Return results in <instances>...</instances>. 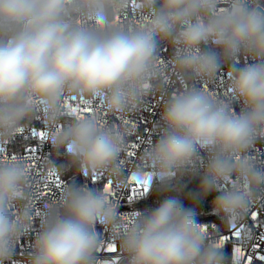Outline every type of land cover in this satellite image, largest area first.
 Instances as JSON below:
<instances>
[{
    "label": "clouds",
    "instance_id": "obj_1",
    "mask_svg": "<svg viewBox=\"0 0 264 264\" xmlns=\"http://www.w3.org/2000/svg\"><path fill=\"white\" fill-rule=\"evenodd\" d=\"M133 3L146 22L113 24ZM161 46L173 50L164 67ZM222 71L226 91L211 97L203 86ZM173 75L203 86L167 94ZM150 93L164 95L159 135L135 172L177 192L185 176H199L190 199L219 191L211 214L230 231L264 203V168L249 158L264 142V0H0V144L39 117L59 126L48 145L55 154L64 150L65 170L106 175L122 194L127 178L116 165L130 130L100 128L94 117L61 124L62 105L71 97L102 100L106 114L123 116ZM30 192L22 164L0 165V264H100L97 225L119 232L120 264H229L214 246L216 234L201 232L195 207L178 196L138 212L121 230L117 204L103 190L72 185L40 218L26 259L14 260L31 226Z\"/></svg>",
    "mask_w": 264,
    "mask_h": 264
},
{
    "label": "snow or ice",
    "instance_id": "obj_2",
    "mask_svg": "<svg viewBox=\"0 0 264 264\" xmlns=\"http://www.w3.org/2000/svg\"><path fill=\"white\" fill-rule=\"evenodd\" d=\"M131 7L132 10L135 11L137 6L133 3ZM220 10L222 11L223 9L221 8ZM144 22H146L145 17L129 19L127 13H125L123 19L121 16H117L113 21V24L141 26ZM164 51H166V49H164ZM165 65V60L162 57H159L158 67H164ZM181 83H184L183 79L181 80ZM216 83L217 89L223 86L224 76L222 73L218 75ZM187 88L188 85L184 84V89ZM203 90L211 97L216 98L220 96L218 90H210L208 85H204ZM163 99L164 96L161 95L160 100L162 101ZM62 108L64 116L73 119L94 117L98 127L103 128L108 125V121L101 114L103 108L102 100H99L98 103H94L93 101H85L83 99L77 100L76 97H71L63 102ZM37 119H39V117H37ZM141 122L147 123V121L142 120L121 118L120 125L116 126L120 127L122 125L124 128L129 129L130 132L136 133ZM58 130L59 126L51 130L38 129L37 127H31L27 130L24 127L18 128L15 134L23 137L25 142L23 145V155H19L17 152H11L7 148V143L0 144V165L9 162L22 164L24 166L25 175L30 182L32 216L31 226L27 232L32 228L35 219H40L45 211L50 210L56 205V191L54 190L60 191L64 187V183L56 168L51 166L48 158L42 156L40 152L41 147L49 137L55 135ZM143 142L144 141L137 136L135 142L127 144L126 159L117 162V169L121 171L126 163H128L131 158L135 157L139 144ZM249 158L256 159L255 156L251 155ZM258 163L264 168V159L259 160ZM42 164L50 166L46 175L39 171ZM85 175L87 176V173H85ZM90 179L93 182L103 181V174H93ZM152 180L153 177L151 173L146 172L138 174L137 172L132 171L126 180V188L130 189V195L128 197L129 203L146 195L152 184ZM103 191L106 197L110 200L116 203L119 201L121 194L114 191V185L111 180L104 182ZM136 215L137 213L132 215H122L120 217L121 230H126L128 225L133 222ZM249 221H251V223L245 222L239 225L232 224L229 234L220 235L214 242L215 247L222 248L227 241H235L233 245V264H254V261L264 262V249H261V245L264 244V203H261L257 210L249 213ZM198 227L201 232L208 233L206 227ZM254 229H260L259 235H255ZM118 235L119 232L113 233L111 239L107 243L102 240L99 251L102 250L105 254H108L110 258L100 261V264H119V257L111 255L117 253L115 240ZM253 239L256 242L251 243V246L249 247V243Z\"/></svg>",
    "mask_w": 264,
    "mask_h": 264
},
{
    "label": "built area",
    "instance_id": "obj_3",
    "mask_svg": "<svg viewBox=\"0 0 264 264\" xmlns=\"http://www.w3.org/2000/svg\"><path fill=\"white\" fill-rule=\"evenodd\" d=\"M126 13H127V16L129 19H133V18L138 19L140 17L136 11L132 10L131 5L129 6V10ZM123 16L124 15L121 16L122 19H123ZM164 49H166V51H164ZM172 54H173V50L171 48H164L163 46H161L160 57H162L165 60L166 65L168 64V60L172 56ZM245 60H246V58L241 57V61L238 64H240L242 66ZM168 72H170V68L166 69V73H168ZM221 73L224 76V83H223L222 87H219L217 89V83H216L217 79L208 84V87L210 90H218L219 91L220 97L223 96L224 92L226 91V87H227V85H226L227 76L223 71ZM184 84H187L189 88L193 87L194 85L197 87L203 86L201 83L196 82V81H192L190 79H185L184 83L182 84L181 80L173 75V76H170V79L168 81L166 93L171 94L173 91H176V90H184ZM161 95H163V94L150 93L147 97L146 103L137 112L132 113V114H125L123 116H112V115L106 114L102 108L101 114L108 121L109 126H111L113 124L120 125V119L121 118L130 119V120L134 119V120L147 121V123L141 122L138 129H137V132L136 133L130 132V134L127 137V144L135 142L137 140V136H139L144 142L139 144V147L136 150L135 157L131 158V160L128 163H126L124 168L121 170V175L124 178H127L128 175H130L132 171L136 170V162H137V158L139 157V155L148 147L149 143L155 142L156 139L158 138L159 128L157 127V121L159 120V113L161 110V106L164 102V100H162V101L160 100ZM93 102L98 103L99 101L95 100ZM232 107L235 109L236 112L240 111V106L238 104H233ZM72 119L73 118L64 116V119L61 121V124L65 123L68 120H72ZM31 127H37L38 129H43V130H51L48 126H46L44 123H42L41 119H37V118H34L33 121L24 128L27 130V129H30ZM120 127L124 128L122 125ZM24 143L25 142H24L23 137H21L18 134H14L11 142H9L7 144V148L11 152H14V153L17 152V154L23 155ZM40 152H41L42 156L48 158V160L51 163V166H53L52 158H51V149H50V146L48 145V140L41 147ZM250 155L256 157L255 160L257 161V163L259 160L264 159V142L258 144L256 146V148L250 153ZM122 158L126 159V153H124ZM49 167L50 166L47 164H42L40 166L39 171L42 174L46 175ZM53 167H55V166H53ZM57 172L60 175L59 171H57ZM60 177H61L64 185H68L67 182L62 178L61 175H60ZM88 178H90V177H88ZM106 181H107L106 175H103V181H98V186L101 187V190H103L104 182H106ZM92 183H94V182L92 181ZM155 184H157V182L152 181L151 186L155 185ZM54 191H56V197L55 198L57 199L58 195H59V191L58 190H54ZM129 195H130V189H127V188L123 189L122 194L119 198V201L116 203L117 204V214H118L119 219L122 215H125V214L132 215V214L140 212L139 203L141 202V200H143L145 195L134 200L131 203H129V200H128ZM258 207H259V205L254 207L251 211L257 210ZM245 222L251 223V221H249V214L242 223H245ZM39 224H40V219L39 218L35 219L33 222L32 228L25 234V236H23L21 238L20 242L17 244L16 249H15L16 254L13 257L14 260L23 261L26 259L27 254L30 251V243L34 239L35 232H36L37 228L39 227ZM198 225L206 227L208 233L216 234V238H218L220 235H228L230 232V231H227L225 229L219 230L215 227L214 224H210V223H199ZM96 230L98 233H101V238L105 243H107L111 239L112 235L108 234V233H104L103 229H101L99 225H97ZM259 232H260V229H254L255 235H259ZM117 240H118V238H116L115 243H117ZM255 242L256 241L254 239L252 241H250L249 247L251 246V243H255ZM234 243H235L234 240H229L225 243V245L222 248H220V250L227 257L229 264H233V245H234ZM261 249H264V244L261 245ZM111 255L112 256H118L119 261H120V256H119L118 252L115 254H111ZM108 258H110V256L108 254H105L102 250L99 251L98 259L100 261H104ZM254 264H264V262L254 261Z\"/></svg>",
    "mask_w": 264,
    "mask_h": 264
},
{
    "label": "trees",
    "instance_id": "obj_4",
    "mask_svg": "<svg viewBox=\"0 0 264 264\" xmlns=\"http://www.w3.org/2000/svg\"><path fill=\"white\" fill-rule=\"evenodd\" d=\"M204 49L207 50L206 46L204 47ZM236 66L239 67L241 65L237 64ZM51 158L53 166H55V168L59 170L60 175L67 182L68 185L86 186L89 189L101 190V187L98 186V182L92 183L90 178L78 174L74 167L65 170L67 165V159L64 155L63 149H61L60 153L58 154L53 153L51 150ZM198 184L199 176H194L192 178L185 176L175 185V187L180 189L179 192L173 190L172 185L165 186L160 185L159 183L152 185L149 188L147 195H145L143 200H141V202L139 203V210L140 212L146 213L147 211L157 207L164 198L178 196V198L181 200L185 207H195L197 212V224L210 223L214 224L215 227L219 230L224 229L223 223L220 218L216 215L211 214L212 201L217 195H219V191H214L203 200L193 202L190 199V195L194 194L197 191Z\"/></svg>",
    "mask_w": 264,
    "mask_h": 264
}]
</instances>
